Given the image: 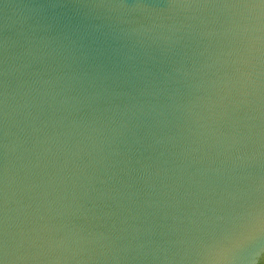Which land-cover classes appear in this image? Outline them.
Returning <instances> with one entry per match:
<instances>
[{"label": "water", "instance_id": "1", "mask_svg": "<svg viewBox=\"0 0 264 264\" xmlns=\"http://www.w3.org/2000/svg\"><path fill=\"white\" fill-rule=\"evenodd\" d=\"M0 0L4 264H259L264 8Z\"/></svg>", "mask_w": 264, "mask_h": 264}, {"label": "snow or ice", "instance_id": "2", "mask_svg": "<svg viewBox=\"0 0 264 264\" xmlns=\"http://www.w3.org/2000/svg\"><path fill=\"white\" fill-rule=\"evenodd\" d=\"M242 5L264 8V0H249V2H245ZM0 264H4L3 259H0Z\"/></svg>", "mask_w": 264, "mask_h": 264}, {"label": "trees", "instance_id": "3", "mask_svg": "<svg viewBox=\"0 0 264 264\" xmlns=\"http://www.w3.org/2000/svg\"><path fill=\"white\" fill-rule=\"evenodd\" d=\"M263 262H264V256L261 258L259 264H263Z\"/></svg>", "mask_w": 264, "mask_h": 264}, {"label": "rangeland", "instance_id": "4", "mask_svg": "<svg viewBox=\"0 0 264 264\" xmlns=\"http://www.w3.org/2000/svg\"><path fill=\"white\" fill-rule=\"evenodd\" d=\"M263 264H264V262H263Z\"/></svg>", "mask_w": 264, "mask_h": 264}]
</instances>
